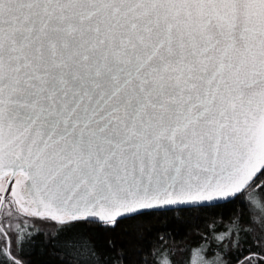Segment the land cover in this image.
Returning <instances> with one entry per match:
<instances>
[{
    "label": "snow or ice",
    "instance_id": "snow-or-ice-1",
    "mask_svg": "<svg viewBox=\"0 0 264 264\" xmlns=\"http://www.w3.org/2000/svg\"><path fill=\"white\" fill-rule=\"evenodd\" d=\"M262 176L264 0H0V207L34 218L0 264H30L25 246L133 264L95 229L234 202ZM232 224L217 243L239 249Z\"/></svg>",
    "mask_w": 264,
    "mask_h": 264
},
{
    "label": "trees",
    "instance_id": "trees-1",
    "mask_svg": "<svg viewBox=\"0 0 264 264\" xmlns=\"http://www.w3.org/2000/svg\"><path fill=\"white\" fill-rule=\"evenodd\" d=\"M264 180V176L260 177ZM257 184L260 181L256 182ZM255 191L264 199V189L251 187L243 197L234 202L220 203L206 207H190L168 209L164 213L157 212L137 217L131 220H121L114 231L105 232L96 228L97 243L102 251H107L104 245L107 240L112 239L117 247L123 246L129 251L133 264H160L159 257L162 254L176 255L185 264L191 257L193 250L212 243L214 249L221 254L223 260L228 264H238L239 260L249 256L250 253L259 254L253 259V264H259V258L264 257V220H260L249 201L248 194ZM238 220L243 231L239 232L240 247H224L217 243L221 235H227V230L233 227L232 222ZM23 222V223H22ZM31 221L20 220L13 239L23 240L24 234L32 229ZM45 240L51 238V233L58 230L54 222L38 224ZM219 236V237H218ZM3 242L5 256L9 252L6 242ZM20 252V249H17ZM21 259L30 264H54L57 260L53 249H33L24 247ZM214 254V253H213ZM63 256V253H60Z\"/></svg>",
    "mask_w": 264,
    "mask_h": 264
},
{
    "label": "rangeland",
    "instance_id": "rangeland-1",
    "mask_svg": "<svg viewBox=\"0 0 264 264\" xmlns=\"http://www.w3.org/2000/svg\"><path fill=\"white\" fill-rule=\"evenodd\" d=\"M248 198L257 217L261 221L264 220V199L255 191H250ZM32 219L34 218L18 214L14 208L11 210V214H9V210L7 208L0 207V229H3V232H0V238L6 242L9 250L12 248V241L14 240V237L13 235H5V233H13L20 220L32 221ZM212 249H214L212 243H205L203 246L195 248L191 257L188 259V264H213V261H216L217 264H219L222 256L216 249L211 253ZM159 263L185 264L186 261L184 260L183 262L176 255L164 253L159 257Z\"/></svg>",
    "mask_w": 264,
    "mask_h": 264
},
{
    "label": "water",
    "instance_id": "water-1",
    "mask_svg": "<svg viewBox=\"0 0 264 264\" xmlns=\"http://www.w3.org/2000/svg\"><path fill=\"white\" fill-rule=\"evenodd\" d=\"M190 207H197V206H184V205H179V206H168V209H178V208H190Z\"/></svg>",
    "mask_w": 264,
    "mask_h": 264
}]
</instances>
